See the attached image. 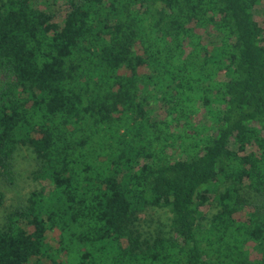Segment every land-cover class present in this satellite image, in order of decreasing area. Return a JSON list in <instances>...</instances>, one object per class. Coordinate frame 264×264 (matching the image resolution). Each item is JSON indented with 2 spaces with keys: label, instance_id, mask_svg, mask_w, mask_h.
<instances>
[{
  "label": "trees",
  "instance_id": "obj_1",
  "mask_svg": "<svg viewBox=\"0 0 264 264\" xmlns=\"http://www.w3.org/2000/svg\"><path fill=\"white\" fill-rule=\"evenodd\" d=\"M263 3L0 0V264H264Z\"/></svg>",
  "mask_w": 264,
  "mask_h": 264
},
{
  "label": "rangeland",
  "instance_id": "obj_2",
  "mask_svg": "<svg viewBox=\"0 0 264 264\" xmlns=\"http://www.w3.org/2000/svg\"><path fill=\"white\" fill-rule=\"evenodd\" d=\"M260 7V8H259ZM257 10V15L264 14V3L260 5ZM32 155L27 150L23 149L17 157L16 171L17 179L15 186H6L0 181V193L4 195L2 205L0 206V225L4 222V217L12 211L25 197L36 189H41L44 184L41 181L33 179L34 166L32 165ZM208 217L214 214L213 206H205L202 208ZM141 233L144 238L150 236H164L169 232L170 214L165 209L149 207L139 215L138 221ZM252 258L259 257L257 250L253 247L250 250Z\"/></svg>",
  "mask_w": 264,
  "mask_h": 264
}]
</instances>
